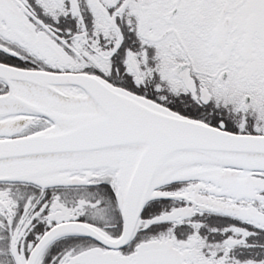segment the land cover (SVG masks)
Segmentation results:
<instances>
[{
  "label": "snow or ice",
  "instance_id": "snow-or-ice-1",
  "mask_svg": "<svg viewBox=\"0 0 264 264\" xmlns=\"http://www.w3.org/2000/svg\"><path fill=\"white\" fill-rule=\"evenodd\" d=\"M0 264H264V0H0Z\"/></svg>",
  "mask_w": 264,
  "mask_h": 264
}]
</instances>
